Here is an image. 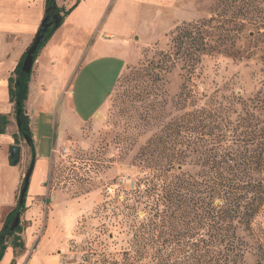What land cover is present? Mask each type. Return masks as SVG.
Here are the masks:
<instances>
[{
	"label": "rangeland",
	"instance_id": "obj_1",
	"mask_svg": "<svg viewBox=\"0 0 264 264\" xmlns=\"http://www.w3.org/2000/svg\"><path fill=\"white\" fill-rule=\"evenodd\" d=\"M257 1L264 10V0ZM141 11L139 50H126L130 64L103 59L86 68L89 58L77 57L70 67L76 113L66 110V96L63 104L57 102L56 123L38 122L36 143L31 130L37 154L49 151L55 130L67 126L70 132L53 143L50 193L43 200L47 234L61 241L64 264H155L149 254L140 258L135 251L158 238L157 231L138 233L140 221L149 213L136 203V218V212L129 213L123 203L125 191L144 187L153 176L135 160L140 147L170 121L181 120L212 96L227 102L234 94L246 100L264 91V28L249 20L235 21L231 28L240 38L233 54L204 55L196 75L188 80L181 62L162 66L159 53L172 51V33L178 25L211 17L215 0H151ZM19 144L26 150L29 146L22 136ZM22 158L21 154L19 163ZM23 163L24 179L30 156ZM259 221L254 231L241 232L249 246L244 264H264L257 235L264 234V215Z\"/></svg>",
	"mask_w": 264,
	"mask_h": 264
},
{
	"label": "trees",
	"instance_id": "obj_2",
	"mask_svg": "<svg viewBox=\"0 0 264 264\" xmlns=\"http://www.w3.org/2000/svg\"><path fill=\"white\" fill-rule=\"evenodd\" d=\"M79 1L65 9L57 0H46L44 18L36 33L43 36L35 58ZM263 11L257 0H215L211 17L176 27L172 51L159 53L162 66L181 62L191 80L204 55L233 54L240 38L231 28L235 21L249 20L255 27L264 28ZM56 14L62 16L59 26L51 24L43 32L44 25ZM25 56L9 79L10 98L19 121L15 143L19 144V136L29 137L34 160L31 117L26 107L31 73L22 69ZM187 92L193 94L191 89ZM1 117L3 132L8 117ZM135 160L153 176L144 187L124 192V207L139 218L136 203L143 204L149 216L140 221L138 233L158 234L135 250L140 258L149 254L155 264L245 263L249 246L241 232L254 231L264 215V91L246 100L236 94L227 102L210 97L204 105L187 112L181 120L170 121L161 133L150 137ZM25 208L26 202L20 205L18 199L0 231V260L9 244L23 246L21 222L15 229L11 225L17 212L22 214ZM257 235L264 253V234Z\"/></svg>",
	"mask_w": 264,
	"mask_h": 264
},
{
	"label": "crops",
	"instance_id": "obj_3",
	"mask_svg": "<svg viewBox=\"0 0 264 264\" xmlns=\"http://www.w3.org/2000/svg\"><path fill=\"white\" fill-rule=\"evenodd\" d=\"M75 2L77 0H57L58 5L65 9ZM150 2L80 0L67 15L38 53L31 72L26 107L31 117L35 143L39 139L40 119L46 126L57 122L58 101L61 100L63 104L62 99L67 96L68 104L64 102L68 108L66 110L70 114L76 113L75 85L72 83L70 67L77 57L85 54L89 58L86 68L93 63L103 62V59H113L116 65L130 64L126 50L129 47V50L139 48L136 39L139 33L137 26L143 19L141 7ZM45 6L46 0H0V116L8 117L4 131L0 130V231L18 203L26 155L32 161L30 146L26 150L20 144L22 161L15 165L11 163V147L15 144L19 125L10 98L9 79L35 38L44 18ZM121 74L117 77L113 91ZM89 120L91 118L86 122ZM55 131L49 151L36 153L34 159L26 208L21 214L23 246L9 244L0 264H63L61 241L47 234L48 214L43 207V200L50 193L47 180L53 143L56 138L61 141L70 133L67 126Z\"/></svg>",
	"mask_w": 264,
	"mask_h": 264
},
{
	"label": "water",
	"instance_id": "obj_4",
	"mask_svg": "<svg viewBox=\"0 0 264 264\" xmlns=\"http://www.w3.org/2000/svg\"><path fill=\"white\" fill-rule=\"evenodd\" d=\"M62 20V16L60 14H56L53 18V21L48 22L44 25L42 31L45 32L48 27L51 24H54L55 26H59L60 22ZM42 34H38L35 36V38L33 39L32 43L30 44V46L28 47L27 51H26V56L24 58L23 61V66L22 69L27 72V73H31L32 69H33V65H34V61H35V54L38 50V46L42 40ZM3 122V119L0 116V124ZM18 125H19V121L17 120ZM1 130V127H0ZM26 142H29V137L26 136ZM21 152H22V148L20 144H14L11 147V163L12 164H17L19 163L20 159H21ZM34 165H35V160L31 161V164L29 166V169L27 170L25 177H24V183L23 186L20 190V196H19V204L22 205L24 204L25 200H26V195L28 192V186H29V182H30V177L31 174L33 172L34 169ZM21 222V212H17L15 219L11 225L12 229H15ZM18 238V234H15V239L17 240ZM17 242V241H15Z\"/></svg>",
	"mask_w": 264,
	"mask_h": 264
},
{
	"label": "built area",
	"instance_id": "obj_5",
	"mask_svg": "<svg viewBox=\"0 0 264 264\" xmlns=\"http://www.w3.org/2000/svg\"><path fill=\"white\" fill-rule=\"evenodd\" d=\"M64 264V263H63Z\"/></svg>",
	"mask_w": 264,
	"mask_h": 264
}]
</instances>
